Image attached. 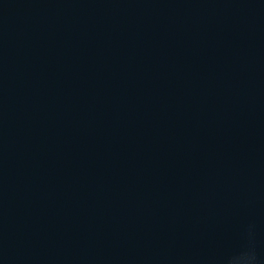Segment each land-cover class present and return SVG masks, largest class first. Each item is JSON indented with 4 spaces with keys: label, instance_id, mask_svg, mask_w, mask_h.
Here are the masks:
<instances>
[{
    "label": "water",
    "instance_id": "water-1",
    "mask_svg": "<svg viewBox=\"0 0 264 264\" xmlns=\"http://www.w3.org/2000/svg\"><path fill=\"white\" fill-rule=\"evenodd\" d=\"M264 264V0H0V264Z\"/></svg>",
    "mask_w": 264,
    "mask_h": 264
},
{
    "label": "clouds",
    "instance_id": "clouds-1",
    "mask_svg": "<svg viewBox=\"0 0 264 264\" xmlns=\"http://www.w3.org/2000/svg\"><path fill=\"white\" fill-rule=\"evenodd\" d=\"M240 260L242 261L243 264V262L247 260V257H241Z\"/></svg>",
    "mask_w": 264,
    "mask_h": 264
}]
</instances>
